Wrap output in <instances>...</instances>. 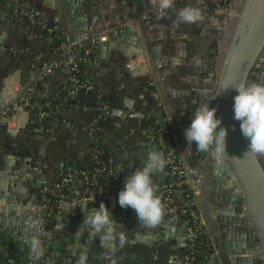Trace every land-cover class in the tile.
I'll return each instance as SVG.
<instances>
[{"label":"crops","instance_id":"crops-1","mask_svg":"<svg viewBox=\"0 0 264 264\" xmlns=\"http://www.w3.org/2000/svg\"><path fill=\"white\" fill-rule=\"evenodd\" d=\"M22 1L27 8L25 14L15 13L10 0H0V115L5 114V105L22 88L32 100L42 102L44 95L55 96L54 104L61 103L58 97L64 91V67L54 68L46 79V88L42 89L35 85L33 67L27 59L32 55L45 60L56 58L51 45L57 39L55 35L69 36L72 31L64 1L57 0L58 3H53L56 6L48 0ZM83 1L89 37L104 35L114 42L120 27L133 24L134 35L144 49L128 55L125 48H111L107 58L98 59L97 55L86 70L92 90L69 101L64 116H50L37 126L28 122L27 112L17 107L13 111L16 118L9 125L0 120V170L5 156L20 157L16 162L19 168L24 159H29L28 163L37 170L34 179L49 183L68 166L72 165L75 170L66 203L58 206L59 216L54 225L50 224L49 204L45 206L39 195V182L38 189L21 194L18 204L19 210L28 214L25 219L40 213L46 221V231L54 239L60 235L70 237L52 245L42 243L47 256L42 253L40 260L34 261L27 243L0 232V264H43L52 256L58 257L60 264H77L81 254L88 256V264H184L189 245L182 247L176 238H162L153 245L136 241L135 235L142 229V223L137 221L133 209L122 208L118 203L124 173L117 171L92 179L88 173L96 165V159L90 149L98 151L103 161L127 169L142 167L147 153L158 150L165 158L169 156L184 163L192 158L199 171L203 168L210 172L209 163L200 166L204 155H197L184 134L173 128L165 89L188 93L171 103L180 121L188 119V106L193 100L197 102L191 107V115L199 104L205 103L215 84L216 57L226 17L222 9L212 10L204 0H174L173 7L163 16L158 8L159 0H145L142 8H138L137 0ZM188 5L198 7L202 19L193 24L176 22V12ZM143 13H149L150 19L143 21L140 18ZM152 48L159 49L163 64H153ZM259 76L264 81V71ZM102 103L111 107V113L102 114L99 109ZM189 178L193 200L204 214V235L210 245L200 264H225L216 242L218 226L210 215L211 209H207L208 205L218 204L216 181L209 177L201 190L195 188L201 176L194 179L189 174ZM153 180L156 195L161 199L164 193L161 178L155 175ZM82 202L89 208L106 203L119 224L121 215L125 214L123 247L113 253L101 246L99 237L89 234L82 225L84 212L78 205ZM43 208L48 211L43 212ZM180 226L179 222L174 223L173 235L182 229ZM168 229L169 226L160 236L167 235Z\"/></svg>","mask_w":264,"mask_h":264},{"label":"water","instance_id":"water-1","mask_svg":"<svg viewBox=\"0 0 264 264\" xmlns=\"http://www.w3.org/2000/svg\"><path fill=\"white\" fill-rule=\"evenodd\" d=\"M68 18V27L71 29L69 39L87 37V19L85 2L83 0H63ZM233 9L228 13V26L225 30L221 47L216 57V78L211 93L205 99H210V105L218 108L217 115L222 118V126L229 130L227 137V151L224 158L217 162L208 152H197L204 155L201 168L210 164V172L201 171L194 167L192 158L188 159V172L194 179L201 176L200 183L195 188L202 190L203 184L213 177L216 181L217 205H208L211 217L218 226L216 236L217 247L221 252L225 264H264V155L245 153L248 151L249 141L240 130V122L233 118V103L236 91L229 87L240 82H264L259 76L264 71V0H232ZM53 6L57 0H48ZM145 0H137L138 8L145 7ZM213 10V9H212ZM167 12V11H166ZM116 41L106 39L99 43L95 54L98 59L107 58L111 48L126 50L128 55L139 53L141 42L134 35L135 26L127 24L118 29ZM150 55L153 64L161 65L164 59L160 56L158 48H152ZM223 91L215 97L218 92ZM187 92L165 89V99L168 105L170 121L173 128L185 136V130L191 124V107L197 100L188 106L187 120L180 124V118L174 114L172 100L187 96ZM215 97V98H214ZM4 102V100H3ZM7 105H5L6 107ZM7 116L0 115V120ZM192 146L196 150L195 142ZM20 157H4L0 170V232L26 243L28 238L35 235L42 243L54 244L65 238L46 231V221L40 213L27 216L26 211L19 210L22 193L31 189H38V181L34 179L37 172L29 163L23 160V165L17 166ZM100 205V204H99ZM98 205V206H99ZM32 207V203H29ZM47 209L43 208L46 213ZM28 215V214H27ZM126 225L125 214L120 217L121 229ZM167 235H156L151 230H139L136 241L153 245L160 239L176 238L182 247L187 246L183 236L187 233L185 228L180 229L176 236L173 222H168ZM74 230L77 227H73ZM212 253L214 251H211ZM47 253H45V256Z\"/></svg>","mask_w":264,"mask_h":264},{"label":"built area","instance_id":"built-area-1","mask_svg":"<svg viewBox=\"0 0 264 264\" xmlns=\"http://www.w3.org/2000/svg\"><path fill=\"white\" fill-rule=\"evenodd\" d=\"M12 10L15 13L25 14L27 13V8L22 0H10ZM210 8L217 11L222 9L224 16L226 17V23L224 25L223 35L227 29L228 13L233 9L232 0H209ZM159 8V7H158ZM160 10V9H159ZM149 13H143L140 18L143 21L150 19ZM229 20V19H228ZM48 32L53 30L47 29ZM222 35V39L223 36ZM57 38L62 39L61 43L56 47L57 56L54 59L42 60L39 55H34L31 58V64L35 74V85L38 88H46V79L52 73L53 69L56 67H64L66 69V78L64 84V91L58 100H62L61 103H55V96H44L43 101L32 100V97L28 93H24L25 89L22 88L15 96V99L7 104L5 107V115L7 116L4 121L9 125L12 120H14L15 114L13 111L16 108H20L22 111L27 112L28 122L40 126L45 119L53 115L64 116L66 104L73 100L75 97L81 93H87L92 90V85L86 76V70L84 67L90 66L92 64L91 55L95 53L100 42L107 39L104 35L98 36H87L81 39L70 40L68 35L57 34ZM221 47V44H220ZM218 48V51L220 49ZM218 54V53H217ZM100 111L103 115H108L111 113V107L102 103L100 105ZM185 121H180L183 124ZM91 155L96 159V165L88 173L92 179H98L99 177L105 175L115 174L117 171L124 173L123 177L131 174L135 168H125L121 165H114L108 163L99 158V152L90 149ZM166 166L163 172L157 173L161 178V188L164 193L161 198L162 202V216L158 224L155 226H145L142 224V230H151L156 235H161L166 230L168 222L171 221L173 224L177 221L180 223L181 228H185L187 233L183 238L187 241L189 245L190 254H193V246L196 242L198 234H205L204 228V214L203 211L195 204V200L192 197V189L190 188V178L188 172L187 163L181 162L172 157H166ZM86 174V172H85ZM75 175V170L68 166L67 169L63 170L52 183L46 182L44 180H37L39 182V195L42 197V202L45 206L51 202V198L58 205L63 206L66 203L67 195L65 188L71 184ZM182 193H186V196H181ZM47 209V208H46ZM165 217H168L165 221ZM45 248L42 249V253L45 252ZM188 250V249H187ZM47 256V255H46ZM194 258L185 254L184 264H190ZM61 261L58 257H47L43 264H60Z\"/></svg>","mask_w":264,"mask_h":264},{"label":"clouds","instance_id":"clouds-1","mask_svg":"<svg viewBox=\"0 0 264 264\" xmlns=\"http://www.w3.org/2000/svg\"><path fill=\"white\" fill-rule=\"evenodd\" d=\"M174 0H159L161 16L173 7ZM202 19L198 7L188 5L176 12V22L193 24ZM236 91L233 103V118L240 122L242 135L248 139V151L253 155H264V82L245 83L225 87ZM223 91L218 92L215 97ZM214 97V98H215ZM218 108L210 105V99L201 103L192 111L191 124L185 130L189 146L195 142L197 152H208L219 162L227 153L229 130L222 126V118L217 115ZM229 155V154H228ZM166 161L164 154L158 150L147 153L143 166L135 169L124 178V187L118 193V203L122 208H131L136 212L137 221L145 226H155L162 216V202L156 195L153 177L164 171ZM84 212L82 225L89 234L99 237L102 247L115 253L125 244L126 233L119 227L106 203L89 208L87 203L78 204ZM31 258L39 261L42 255V242L33 235L26 240ZM77 264H88V256L81 254Z\"/></svg>","mask_w":264,"mask_h":264},{"label":"trees","instance_id":"trees-1","mask_svg":"<svg viewBox=\"0 0 264 264\" xmlns=\"http://www.w3.org/2000/svg\"><path fill=\"white\" fill-rule=\"evenodd\" d=\"M3 1H7V0H3ZM204 2H209V0H204ZM62 39H59L57 38L56 40H53L52 41V46L55 50V52H57L56 50V47H58V45L61 43ZM34 55L32 56H28L27 59L31 60V58L33 57ZM97 55L95 53H93L91 55V58H92V61L93 59L96 57ZM42 60H45L43 57H41ZM30 62V61H29ZM89 68V66L87 67H84V70H87ZM59 103V102H58ZM72 166V165H71ZM57 178H55L56 180ZM52 183V182H51ZM70 186V185H69ZM69 186H67V188H65V192L66 194H68V191H69ZM186 193H182L181 196H186L185 195ZM41 196V195H40ZM51 198V202L48 203L49 204V212H50V215H49V219H50V216H51V219H52V222H50L51 225H54V222L57 220L56 218H58L59 216V205L56 203V201H54V198L53 197H50ZM48 211V209H47ZM46 211V212H47ZM168 217H165V221L167 220ZM52 245V244H50ZM209 241L207 239V237L203 234V233H200L198 234L197 238H196V242L193 246V254H190V249L188 248L187 250V254H189V256H192L194 259L192 260V262H190V264H200L201 261H202V257L203 255L205 254L206 250L208 249L209 247Z\"/></svg>","mask_w":264,"mask_h":264}]
</instances>
